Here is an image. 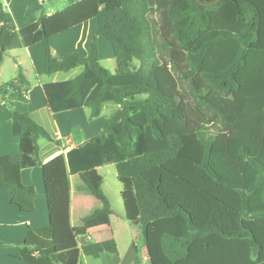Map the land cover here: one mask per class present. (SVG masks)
I'll return each mask as SVG.
<instances>
[{"label":"trees","instance_id":"16d2710c","mask_svg":"<svg viewBox=\"0 0 264 264\" xmlns=\"http://www.w3.org/2000/svg\"><path fill=\"white\" fill-rule=\"evenodd\" d=\"M94 18L115 56L140 69H106L94 41L82 73L44 91L53 113L86 108L93 120L118 106L99 136L42 164L38 142L54 140L14 107L31 87L22 67L0 85L20 128L19 152L0 157V187L35 212L38 195L21 174L39 166L48 206L49 225L29 229L21 260L118 253L113 239L80 247L70 221L72 176L103 204L83 225L112 215L97 169L115 165L125 219L141 224L150 264H264V0H82L19 31L0 0V67L9 51L44 43L46 76L77 69L80 56L56 58L50 40Z\"/></svg>","mask_w":264,"mask_h":264},{"label":"crops","instance_id":"0c3cea01","mask_svg":"<svg viewBox=\"0 0 264 264\" xmlns=\"http://www.w3.org/2000/svg\"><path fill=\"white\" fill-rule=\"evenodd\" d=\"M2 1L7 11L12 15L16 29L19 31L36 23L41 16H52L82 0ZM98 32L99 22L94 18L51 38L50 47L56 58L61 59L70 54L80 56L81 65L70 72H59L52 77L46 76V46L44 43L9 51L0 67V85L14 81L19 66L22 67L30 82L31 87L28 94L13 99L14 107L20 113L29 114L48 131L54 140V142L46 139L39 140V158L42 164H47L60 155L66 156L75 147L99 136L104 131L111 115V113H107L106 105L100 116L93 120L90 119V111L86 108L53 113L49 108L48 98L44 91L46 83L68 81L79 76L84 69V64L92 56L94 41L97 44L101 64L106 69L113 73H123L126 69L136 72L140 69L141 63L138 60L124 61L117 58L110 41ZM116 107L118 109V106ZM19 150L20 128L14 125L11 109L4 101L0 100V157L16 154ZM109 166L98 168V173L100 174V169ZM21 178L23 184L33 187L38 195L35 200L36 210L33 213L20 211L12 203L11 193L0 187V242L4 243V246L0 247V264H28L20 257L29 229H40L49 225L42 168L38 166L26 169L22 172ZM70 179L72 183L70 221L79 246L83 247L113 239L118 247L117 254L105 253L100 258L82 254L81 263L150 264L146 247L144 250H140L135 242L127 243L125 238L120 236L122 231H117L121 222L127 221L121 195L122 189L120 190L121 201L119 200V204L123 206L121 207L123 213L118 218L109 197L104 192L105 178L103 177L102 189L110 201L112 215L102 216L83 225V218L102 209L103 204L88 193L79 190L83 183L78 176H72ZM117 180L119 182L118 173ZM119 184L121 183L119 182ZM116 189H119V185Z\"/></svg>","mask_w":264,"mask_h":264},{"label":"rangeland","instance_id":"374dc122","mask_svg":"<svg viewBox=\"0 0 264 264\" xmlns=\"http://www.w3.org/2000/svg\"><path fill=\"white\" fill-rule=\"evenodd\" d=\"M205 1L211 2V0H205ZM158 17L159 14H155L153 15L152 18L156 20ZM182 88L184 91H186V94L190 93L189 83L183 81ZM189 97L191 96L189 95ZM105 108L107 113H111V114L117 110V107L114 104H107ZM100 174L105 178L104 192L109 197L112 203V207L116 214V217L119 218L120 214L123 213V210L121 208L123 206H121L122 204H119V200L121 201L120 190L122 189V185L119 184L117 180V170L115 165H110L109 167L100 169ZM118 185H119V189H116ZM96 203L99 202L96 201ZM117 231L118 232L122 231L120 236L124 237L127 243L135 242L140 250L145 249L146 246L144 242V236H143L141 224H136L123 220L121 224L118 226Z\"/></svg>","mask_w":264,"mask_h":264},{"label":"water","instance_id":"95a60500","mask_svg":"<svg viewBox=\"0 0 264 264\" xmlns=\"http://www.w3.org/2000/svg\"><path fill=\"white\" fill-rule=\"evenodd\" d=\"M198 3L204 7H213V6H216L218 5L222 0H216V1H213V2H202L201 0H197ZM139 223V222H137Z\"/></svg>","mask_w":264,"mask_h":264}]
</instances>
